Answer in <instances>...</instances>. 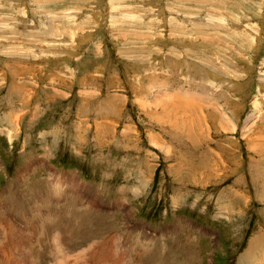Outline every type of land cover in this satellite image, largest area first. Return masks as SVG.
Listing matches in <instances>:
<instances>
[{
	"label": "rangeland",
	"instance_id": "rangeland-1",
	"mask_svg": "<svg viewBox=\"0 0 264 264\" xmlns=\"http://www.w3.org/2000/svg\"><path fill=\"white\" fill-rule=\"evenodd\" d=\"M2 200L0 264H264V0H0Z\"/></svg>",
	"mask_w": 264,
	"mask_h": 264
},
{
	"label": "crops",
	"instance_id": "crops-1",
	"mask_svg": "<svg viewBox=\"0 0 264 264\" xmlns=\"http://www.w3.org/2000/svg\"><path fill=\"white\" fill-rule=\"evenodd\" d=\"M228 92V91H227ZM196 95H197V97L199 96L200 98H202L204 101H208V103H209V101H211V103L214 105V104H217V105H221V104H228V103H230V100H232V99H234V97H227L226 98V96L227 95H225V99L223 100V103H222V101H220V100H218L217 98H216V96H218V95H216V93L214 94V93H211L212 95H210V91H208V93H206V94H203V92H201V94L199 93V94H197V93H195ZM225 94V93H224ZM213 96H215V97H213ZM212 100H215V101H213L212 102ZM176 105H178V104H176ZM198 107V106H197ZM198 112L200 113V111L198 110ZM201 116H202V114H201ZM205 116V115H204ZM208 119V118H207ZM198 122H202L203 120H202V117H201V119H198L197 120ZM222 121L224 122V123H226V125L227 126H229V125H232L226 118H222ZM205 123L208 125V127L209 126H211L210 125V122H209V119H208V122H207V120H205ZM230 127V126H229ZM205 131H206V133L205 134H207V132L209 131L208 130V128H205Z\"/></svg>",
	"mask_w": 264,
	"mask_h": 264
},
{
	"label": "bare ground",
	"instance_id": "bare-ground-1",
	"mask_svg": "<svg viewBox=\"0 0 264 264\" xmlns=\"http://www.w3.org/2000/svg\"><path fill=\"white\" fill-rule=\"evenodd\" d=\"M190 106V105H189ZM186 113V112H185ZM187 119V118H186ZM221 122V121H220ZM260 237H255L250 245H249V248H248V251L247 253L243 256L242 258V261H245V263H247L248 260H251L252 258H254V255L257 251V249L259 247H261V245L264 246V237L262 239V241L260 242ZM248 262H251V261H248ZM242 263V262H241ZM251 264V263H250Z\"/></svg>",
	"mask_w": 264,
	"mask_h": 264
},
{
	"label": "built area",
	"instance_id": "built-area-1",
	"mask_svg": "<svg viewBox=\"0 0 264 264\" xmlns=\"http://www.w3.org/2000/svg\"><path fill=\"white\" fill-rule=\"evenodd\" d=\"M176 102H179V101H176ZM195 120H198V119L195 118Z\"/></svg>",
	"mask_w": 264,
	"mask_h": 264
}]
</instances>
